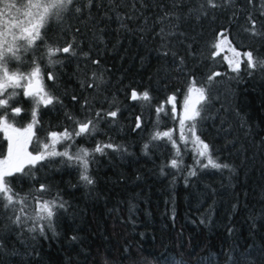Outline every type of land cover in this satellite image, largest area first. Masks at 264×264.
<instances>
[{
    "label": "trees",
    "instance_id": "trees-1",
    "mask_svg": "<svg viewBox=\"0 0 264 264\" xmlns=\"http://www.w3.org/2000/svg\"><path fill=\"white\" fill-rule=\"evenodd\" d=\"M203 2L191 0L176 10L181 15L179 21L170 18L171 24H178L177 35L169 39L178 56L185 58L183 73L177 71L178 60L157 54L160 39L154 38V32L161 25L155 24V19L163 14L158 7L144 10V16L149 17L148 26L153 29L150 32L137 30L144 24L143 17L128 21L132 31L120 30L114 17L111 21L101 20L99 27L104 31L98 34L103 36V42L93 41V31H98L94 22L85 27L88 10L83 18L70 12L64 14L61 22L49 24V43L59 41L63 45L76 35L79 55L68 56L62 66H57L59 86L54 94L60 97L62 106L56 105L55 110L42 108L43 131H37V135L43 139L49 130L71 127L65 113L84 119L80 105L88 98L89 118H95L97 111L118 110L117 116L106 117L91 139L77 138L71 151L113 143L123 145L126 152L105 149V155L95 154L96 163L90 165V172L96 183L91 190L81 184L78 168L60 163L62 157L36 171V181L25 178L14 182L15 191L21 195L40 183L47 184L50 192L45 199L59 193L67 203L54 218L55 234L49 231L45 237L26 231L33 226L31 221L23 230L12 226L13 230L8 231L5 226L12 213L0 209V264H166V260H182L183 264H264V71L248 69L243 56L240 72H233L226 57L208 47L215 34L227 28L231 46L239 54L253 51L254 56L264 58V35L254 37L240 27L251 11L257 28L264 32V16L260 15L264 0H254L252 5L246 0H233L231 6L207 9L209 14L199 19L197 13H188L189 8L198 9ZM79 3L83 5L84 0ZM163 3L171 8L169 0ZM0 11H4L2 5ZM9 11L12 16L17 15L14 9ZM103 11L91 9L97 19ZM43 51L41 45L40 52ZM83 52L89 53L87 60ZM31 55L28 53L29 58ZM66 55L59 54L61 58ZM92 60L100 63L93 64ZM211 71L221 73L211 86L209 115L214 118L202 122L198 135L210 144L221 162L233 166L234 172L208 168L189 175V170L197 167L191 145L184 152V145L180 144L182 170L166 168V174L161 175L160 165L170 161L172 145L152 141L159 147L150 146L148 155H144L143 145L155 131L171 130L180 141L179 120L172 118L168 97L175 95L178 109L190 79L186 73L196 78L199 87ZM93 72L102 76L103 83L98 89L81 88L82 79L93 83ZM45 83L53 84L47 80ZM133 90L138 94L148 90L151 101L132 99ZM73 95L79 102L72 100ZM161 105L164 111L158 115L156 109ZM222 105L226 111L217 115ZM18 106L27 110V114L16 118L15 126L22 127L31 120L32 105L23 100ZM137 117L142 122L140 129H136ZM240 118L247 122L245 128L251 126V135L246 137L239 127ZM223 119L227 120L224 128L231 125V132L220 130ZM55 125H60L59 129L50 127ZM67 143L57 145V150L63 151ZM29 147L31 151L33 145ZM6 148L7 141L0 133V151L5 155ZM26 211L32 214L33 208ZM33 235L35 240L31 239Z\"/></svg>",
    "mask_w": 264,
    "mask_h": 264
},
{
    "label": "snow or ice",
    "instance_id": "snow-or-ice-1",
    "mask_svg": "<svg viewBox=\"0 0 264 264\" xmlns=\"http://www.w3.org/2000/svg\"><path fill=\"white\" fill-rule=\"evenodd\" d=\"M233 0H204L198 9L189 8L188 13H197V19L201 16H207V9H218L223 5L231 6ZM247 4L252 5L254 0H246ZM171 8H166L163 0H84L81 5L79 0H15V2H7L0 0L4 11H0V133H3L4 140L7 141L6 155L0 151V209L5 212H11L8 216L9 225H6L8 231L16 229H24V226L29 221L32 222L31 227H27L28 233H38L39 236L45 237L47 232L55 234L54 218L58 216L61 209L66 208L64 201L59 193L52 199H45L50 192V187L47 184L40 183L39 187H33L28 193L21 195L15 191L13 184L16 181H23L27 178L36 181L35 172L39 169L53 163L54 158L62 157L61 164H69L78 168L81 184L91 190L95 186V178L91 175L90 165L95 164V154L105 155V149H111L113 152H126L123 145H115L113 143L101 144L97 143L94 149L89 150L85 147H79L75 152L71 149L76 144L77 138L91 139L94 134L100 131L99 124L106 117L115 118L117 111L102 112L97 111L95 118H89L87 113L91 110V104L88 98H85L81 103V111L85 113L84 119H79L70 113H65L67 120L72 122L71 127H64L63 131L49 130L47 136L43 139L37 135V131H43L41 121L42 108H51L55 110L56 105L62 106V101L59 96L54 94L55 87L59 86V74L57 66H62L64 60L68 56L76 57L77 52V36L73 35L71 41H65L60 45L59 41H48V26L51 22L59 23L64 18L66 13L74 12L79 18L85 16L87 11V21L85 27L88 28L93 24L98 31H93V41L103 42V36L98 33H103L104 29L99 27L101 20L111 21L113 17L119 23L120 30L132 31L128 21L135 22L143 17L144 24L137 29L140 32L153 31L148 26L149 17L144 16V10L149 7H158L162 11L155 19V24H160L158 31L154 32V38L160 39V45L156 49L157 54L163 57L171 55L174 60H178L177 71L184 72L182 67L185 64V58L178 56L175 51V45L169 39L177 35L175 29L178 24H171L170 18L176 21L181 19V15L177 9L191 3V0H169ZM107 4V8H105ZM139 5V6H138ZM104 9L103 14L99 19L92 15V8ZM122 8H127V11H120ZM15 10L17 15L12 16L9 10ZM264 16V10L260 12ZM235 17V13H234ZM165 22H168L165 24ZM170 26V27H169ZM242 31L249 33L252 36H262L264 32L257 28V20L253 13L249 11L246 17V23L240 26ZM264 28V24H261ZM89 30H92L89 28ZM80 29L76 30L78 34ZM184 35V33H179ZM229 30L224 28L217 32L214 37V42H209L210 49H220L221 43L228 44L231 47V42L228 39ZM144 39V37H141ZM39 42V43H38ZM41 45L44 46V51L40 52ZM191 49V44L187 45ZM237 57L235 63L229 61L231 71L240 72L239 53L232 49ZM31 53V57H28ZM60 53L67 54L61 58ZM195 55L194 53H191ZM203 55V53H201ZM213 57L216 55L212 53ZM84 58L89 57L88 52H83ZM246 57V66L248 69L264 71V58L253 55V51L244 53ZM46 60V63H45ZM91 63L99 64V60H92ZM215 63V61H213ZM51 71H48V69ZM252 73L250 72L249 75ZM190 77L187 87V95L183 102V111L177 114L176 97L171 95L168 97L167 103L172 105L171 114L173 119L179 120L180 125V141L173 137L172 131H155L151 134L149 142L143 145L144 155L149 154L151 147H159L153 145L152 141H165L170 143L174 152L171 154V159L168 163L160 165V174L165 175V169L182 170L183 153L180 144L184 145V152L188 151V146L191 145L193 159L197 167L189 170V175H196L198 169H216L223 172L228 170L234 172V168L229 163L220 161L219 156L215 155L213 148L209 143H206L201 136L198 135V129L202 122L206 119H213L209 115L211 108L212 85L215 78L220 76V72L211 71L207 75V79L203 84L197 87L198 81L192 77L191 73H186ZM93 83H89L87 79L80 81L81 88H99L100 83H103L102 76H97L96 72L92 73ZM52 81L51 86L46 85L45 81ZM98 81V82H97ZM19 90V91H17ZM198 95L193 98V93ZM31 103V120L25 127H17L15 124L17 117L22 113L27 114V110L18 105H22L23 100ZM132 99H142L151 101V96L148 90L142 93L132 92ZM74 102H79L76 95L72 96ZM157 114L164 111V106L161 105L156 109ZM220 111H226L223 108L217 110V115ZM239 116V113H237ZM239 127L244 129L245 136L252 134L251 126L245 128L246 121L240 118ZM141 120L137 117L136 129L141 128ZM226 119L221 120V131L231 132V125L227 129L224 124ZM59 129L60 125L50 126ZM63 151L57 150V145L65 144ZM264 144V141H262ZM33 145L30 151L29 146ZM39 166V167H38ZM174 175V173H173ZM139 179V177H138ZM34 202V203H33ZM17 205L19 210L17 211ZM32 207L33 212L29 214L26 209ZM3 218V212H0V219ZM43 223H40V222ZM0 231H3L0 229ZM37 237L33 235L32 240ZM3 237H0L2 240ZM73 240L76 237L72 238ZM3 245L0 244V247ZM165 259V258H162ZM166 264H183L182 260H166Z\"/></svg>",
    "mask_w": 264,
    "mask_h": 264
},
{
    "label": "rangeland",
    "instance_id": "rangeland-1",
    "mask_svg": "<svg viewBox=\"0 0 264 264\" xmlns=\"http://www.w3.org/2000/svg\"><path fill=\"white\" fill-rule=\"evenodd\" d=\"M232 46L231 47H229V45L228 44H224V43H221V47H220V49H215V50H217V52L218 53H220L221 52V54L224 56V57H226V59L228 60V63H229V61L231 60V61H233V64L235 63V61H236V59H237V57L234 55V52L232 51ZM236 51V50H235ZM237 52V51H236ZM244 55H239V60H240V58H242ZM186 95H187V92H186ZM198 95V93H193V98H195L196 96ZM184 99H185V97H184ZM184 99H183V102H184ZM183 102L181 103V106L178 108V109H176L177 110V114H179V113H181L182 111H183ZM27 125V124H26ZM26 125H23L22 127H25ZM3 134V133H2ZM29 150H30V147H29ZM2 158V157H1Z\"/></svg>",
    "mask_w": 264,
    "mask_h": 264
}]
</instances>
